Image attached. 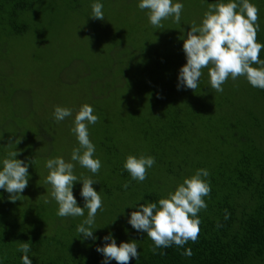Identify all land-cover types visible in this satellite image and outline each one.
Segmentation results:
<instances>
[{"label":"trees","instance_id":"16d2710c","mask_svg":"<svg viewBox=\"0 0 264 264\" xmlns=\"http://www.w3.org/2000/svg\"><path fill=\"white\" fill-rule=\"evenodd\" d=\"M220 2L227 3L228 0ZM250 2L259 9L257 42L264 44V0ZM29 7L27 0H0V30L6 35L24 31L26 25L22 17ZM204 9L208 10V6ZM162 25L156 29L166 33L169 27ZM164 43L168 45L167 40ZM153 54L158 61L155 64L158 71L163 68L162 62L167 70V59L157 49ZM260 59L264 60V50ZM173 74V71L170 72V79L174 78ZM244 81L246 85L249 83L246 78ZM11 85L9 83L5 88L0 84V111H7L4 100L13 94ZM203 89L208 90L206 94L211 98V112L206 113V120L200 125L194 124V120L182 112V107L171 100L172 108L164 114L163 121L147 118L142 128H136V137L148 147L143 153L130 151L124 159L119 152L120 144L117 142L116 145L112 140L114 138L107 135L105 139L96 136L91 140L95 146L94 158L106 167L101 181L93 186L103 201V208L98 210L93 226L96 240L84 238L77 232V226L87 218V209L82 217H60L64 219L62 224L52 222L44 228L39 221L41 214L37 213L38 222L32 225L23 210V202L36 203L35 199L31 201L25 197L28 186L15 203L10 202L9 193L0 189V264H22L23 253L18 251L21 242L30 243L28 256L32 264H102L103 254L96 248L106 243L103 237L109 233L117 245L136 240L139 257L131 259L130 264H264V90L250 84L243 89L258 108L255 112L247 110L243 114L242 106L234 105L227 91L224 94L211 87ZM195 103V111L204 112L205 105ZM17 107L13 113L0 117V170L3 159L16 148L17 145H14L18 144V140L22 150H30L33 155L39 156L37 150L42 149L43 144L51 150L52 141L61 136L56 134L57 129L64 128L68 122L66 118L59 121L62 126L59 127L54 114L42 117L40 121H37L38 118L35 122L22 121L17 116L23 106ZM24 107L27 108L25 104ZM194 127L200 128L203 136L194 135ZM107 130L104 125L102 131L109 134ZM130 139L133 140L132 137ZM185 149L187 151L183 153ZM128 155L154 157L155 164L149 169L157 167L175 182L185 175L191 177L198 169L208 170L210 175L205 179L210 182L211 192L204 197L207 208L198 213L201 224L195 242L189 240L182 247L173 244L158 248L153 253V241L128 223L130 213L137 210L139 204L158 202L169 194L157 183L150 182L148 176L143 182L133 180L123 167ZM187 165L189 170L185 169ZM28 170H34V166L29 164ZM47 175L45 170L43 177L46 179ZM125 183L129 185L127 188ZM175 185L177 188L178 182ZM81 188H74L73 194L79 202L78 206L83 207L85 201L80 195ZM41 204L40 211L47 207L53 211L58 207L52 202V197L44 205L45 208ZM225 210L229 213L227 220ZM43 215L47 219L44 212ZM23 217L29 224L26 223V228L20 230ZM188 249L191 256L184 254ZM109 264H116V261H109Z\"/></svg>","mask_w":264,"mask_h":264},{"label":"rangeland","instance_id":"374dc122","mask_svg":"<svg viewBox=\"0 0 264 264\" xmlns=\"http://www.w3.org/2000/svg\"><path fill=\"white\" fill-rule=\"evenodd\" d=\"M220 1L173 0L184 5L183 16L179 23L172 17L163 20L162 24L169 27L165 33L151 25L148 10L138 7L140 0H27L30 7L22 17L26 25L24 31L6 35L0 30V84L7 88L10 83L14 88L13 94L4 100L7 111H0V117L13 113L17 105L23 106L17 117L31 122L53 116L56 106L72 110L64 128L58 123L62 128L57 129L56 134L61 136L52 141L51 150L43 144L42 149L37 150L39 156H35L30 150H22L19 143L12 149L18 151L17 159L26 163L34 160V170H28L29 189L24 194L36 203H22L32 225L38 222L37 213L41 214L39 221L44 228L52 222L62 224L64 221L57 215L58 207L52 211L44 206L48 202L41 204L51 201L48 190L51 185L43 177L45 170L49 171L45 166L48 159L62 157L73 163L77 177H91L98 182L103 178L106 170L103 163L99 172L92 174L71 160L73 149L79 147L71 129L82 105H91L93 114L98 116L97 123L88 125L90 140L96 136L105 139L108 135L114 138L116 145L120 144L119 152L123 156L130 151L143 153L148 148L136 137V128H142L147 118L163 121L164 114L172 108L171 100L182 107V112L193 119L194 124L200 125L206 120V113L211 112V98L206 94L208 90L203 89L211 87L208 68L202 70L195 92L183 86L178 88V76L179 69L186 64L183 42L190 26L193 22L199 26L207 11L204 8ZM96 2L103 5V20L91 17V5ZM166 40L168 45L164 43ZM154 49L167 59V70L162 62L163 68L158 71ZM171 70L174 72L172 79L169 77ZM244 78L232 80L229 77L223 84V93L227 91L229 100L242 106L243 114L258 109L251 96L243 92L249 85ZM195 102L205 105V113L195 111ZM104 125L109 134L102 131ZM192 133L203 136L198 127H194ZM96 152L101 155L97 149ZM188 167L185 169L189 170ZM147 176L150 182L157 183L168 193L175 191L174 184H181L187 178L185 175L175 182L157 167L149 169ZM77 187H82L81 181L74 183L73 193ZM52 202L57 205L53 198ZM40 204L45 208L43 211L39 210ZM21 221L20 230L26 228L27 223L24 217Z\"/></svg>","mask_w":264,"mask_h":264},{"label":"clouds","instance_id":"9594fccd","mask_svg":"<svg viewBox=\"0 0 264 264\" xmlns=\"http://www.w3.org/2000/svg\"><path fill=\"white\" fill-rule=\"evenodd\" d=\"M138 7L148 10V19L155 28L163 27L162 21L170 17L175 23L181 20L184 5L173 0H140ZM94 19L103 20V5L99 2L91 5ZM259 9L250 3V0H228L227 3H210L204 13L202 23L197 26L195 22L190 26L186 39L183 42V51L186 64L179 69L178 88L183 86L195 92L201 77L202 70L208 68L211 88L216 92H223L222 85L231 77H245L252 87L264 90V60L260 53L264 44L257 42L259 31ZM260 67H253L252 65ZM94 108L84 104L74 117L75 134L79 147L74 148L71 160L77 161L92 174H97L102 167L101 161L94 158L95 146L89 138L88 125L98 122L94 115ZM72 115V110L56 106L54 118L57 122ZM19 143V140L16 142ZM18 151H10L7 158L2 161L0 170V189L9 193L10 202L19 200L21 193L27 188L29 180V164L17 159ZM155 164L152 156L136 157L128 155L123 165L133 180L143 182L147 178V171ZM49 170L46 183L51 185V197L58 204L59 217H82L87 209V218L78 226L77 232L84 238L96 240L93 235V226L98 210H102V197L93 188L98 182L91 177H77L74 174V164L66 162L62 157L50 158L45 162ZM210 174L206 169H198L194 175L185 178L174 192L167 198L158 202L139 204L137 210L130 213L128 223L137 232H144L154 243L153 253L158 248H167L175 244L182 247L189 240L195 242L200 233L201 220L198 213L207 208L204 197L210 195V182L205 178ZM76 181L82 182L80 195L85 203L78 206L73 194ZM129 185L125 183L124 187ZM46 203L48 201H45ZM229 213L225 210V220ZM220 227L221 225H217ZM106 243L97 247L96 251L103 254L102 264L116 261V264H130L131 259L138 258V245L136 240L130 242H117L109 233L103 237ZM18 251L23 253L22 264H32L28 253L31 251L29 242H21ZM191 256V250L184 253Z\"/></svg>","mask_w":264,"mask_h":264}]
</instances>
